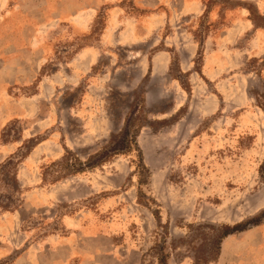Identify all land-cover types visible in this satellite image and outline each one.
I'll list each match as a JSON object with an SVG mask.
<instances>
[{
    "label": "rangeland",
    "instance_id": "374dc122",
    "mask_svg": "<svg viewBox=\"0 0 264 264\" xmlns=\"http://www.w3.org/2000/svg\"><path fill=\"white\" fill-rule=\"evenodd\" d=\"M263 211L264 0H0V264H264Z\"/></svg>",
    "mask_w": 264,
    "mask_h": 264
},
{
    "label": "crops",
    "instance_id": "0c3cea01",
    "mask_svg": "<svg viewBox=\"0 0 264 264\" xmlns=\"http://www.w3.org/2000/svg\"><path fill=\"white\" fill-rule=\"evenodd\" d=\"M77 232L67 234L66 236H54L51 239L50 245L47 247L39 248L36 253L31 257L29 264H102L100 259L104 258L108 262L113 261L119 263V259L113 254L112 237L107 234L94 235H81L78 237ZM98 244V250L88 249L89 245ZM107 243V245H105ZM65 247L69 248V251L60 256V252ZM48 255L49 263L43 259L45 255ZM19 257L16 260H21Z\"/></svg>",
    "mask_w": 264,
    "mask_h": 264
},
{
    "label": "trees",
    "instance_id": "16d2710c",
    "mask_svg": "<svg viewBox=\"0 0 264 264\" xmlns=\"http://www.w3.org/2000/svg\"><path fill=\"white\" fill-rule=\"evenodd\" d=\"M109 142L111 146L107 149V152L104 153V155H106L105 156L106 158L103 160V162L108 158H112L118 155H126L127 153H129L131 151V148L135 144V139L132 135H130L129 129H125L124 131L116 135H113ZM96 165L98 164L96 163L94 166ZM263 218H264V211L260 215H258L255 219L250 220L247 223V225L251 224L252 227L257 226L261 221V219ZM247 225L237 224L232 227L225 225L223 227L225 232L222 234V236L218 238V240H216L218 241L216 244H220L221 239L228 235H231L235 232L244 231ZM159 263L162 264V259L159 260Z\"/></svg>",
    "mask_w": 264,
    "mask_h": 264
}]
</instances>
